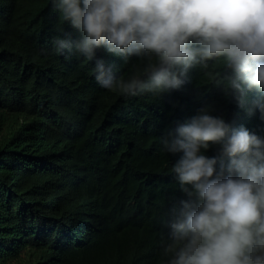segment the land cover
Segmentation results:
<instances>
[{"label":"trees","instance_id":"trees-1","mask_svg":"<svg viewBox=\"0 0 264 264\" xmlns=\"http://www.w3.org/2000/svg\"><path fill=\"white\" fill-rule=\"evenodd\" d=\"M58 36L79 33L50 0H0V264H166L169 222L189 197L171 172L182 153L160 138L203 107L261 137L264 121L210 81L211 68L157 94L101 88L95 59L58 54ZM96 58L120 78L139 67L103 49ZM209 144L203 154L227 174Z\"/></svg>","mask_w":264,"mask_h":264},{"label":"clouds","instance_id":"clouds-1","mask_svg":"<svg viewBox=\"0 0 264 264\" xmlns=\"http://www.w3.org/2000/svg\"><path fill=\"white\" fill-rule=\"evenodd\" d=\"M76 39L55 37L58 54L95 59L101 88L126 97L178 89L188 69L211 68L238 106L264 121V0H50ZM98 49L139 67L114 76ZM223 69L229 74H221ZM259 94L252 99L249 90ZM160 142L181 152L171 165L180 201L169 222L166 264H264V137L200 108ZM209 142L228 157L216 168Z\"/></svg>","mask_w":264,"mask_h":264}]
</instances>
